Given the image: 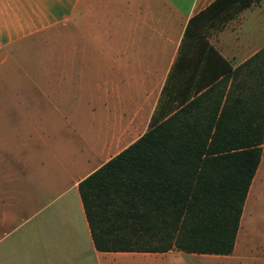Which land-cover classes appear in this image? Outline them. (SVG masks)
Wrapping results in <instances>:
<instances>
[{
    "label": "crops",
    "instance_id": "1",
    "mask_svg": "<svg viewBox=\"0 0 264 264\" xmlns=\"http://www.w3.org/2000/svg\"><path fill=\"white\" fill-rule=\"evenodd\" d=\"M211 1L0 0V49L24 41L57 51L58 66L77 68L72 78L0 74V264L264 260V223L246 210L259 164L225 254L98 250L77 189L81 178L148 128L168 76L170 112L181 93L189 92L186 102L203 90L196 85L210 57L183 34L189 18ZM205 34L232 68L259 49L264 55V0ZM71 88L74 100L63 92Z\"/></svg>",
    "mask_w": 264,
    "mask_h": 264
},
{
    "label": "trees",
    "instance_id": "2",
    "mask_svg": "<svg viewBox=\"0 0 264 264\" xmlns=\"http://www.w3.org/2000/svg\"><path fill=\"white\" fill-rule=\"evenodd\" d=\"M253 1L212 0L189 18L183 37L210 57L203 90L170 112L168 76L148 128L77 182L96 249L232 250L264 136V55L232 68L204 29Z\"/></svg>",
    "mask_w": 264,
    "mask_h": 264
},
{
    "label": "rangeland",
    "instance_id": "3",
    "mask_svg": "<svg viewBox=\"0 0 264 264\" xmlns=\"http://www.w3.org/2000/svg\"><path fill=\"white\" fill-rule=\"evenodd\" d=\"M215 26L206 27L205 29L210 33V30ZM204 29V31H205ZM209 35V34H208ZM264 40V35L261 36ZM64 57V52H61ZM59 55L57 51H43L39 49H31L24 41L17 42L12 45L2 47L0 49V74L1 75H18L37 77L43 75H64L66 78H72L76 74L74 67L58 66ZM93 68H90V70ZM72 85V84H71ZM70 86V85H68ZM115 86V84H114ZM64 95L70 99H76L77 93L71 88L65 89ZM77 95V96H76ZM87 120L83 119L82 122ZM259 168L262 173L260 179L255 181L252 188L251 199L247 202L246 210L251 213L248 214L250 219H258L261 224L264 223V136L261 143V156L259 160ZM25 209V208H24ZM27 211H22L25 215ZM264 226V225H262ZM264 255V254H263ZM249 264V262H247ZM251 264H264V260H255Z\"/></svg>",
    "mask_w": 264,
    "mask_h": 264
}]
</instances>
